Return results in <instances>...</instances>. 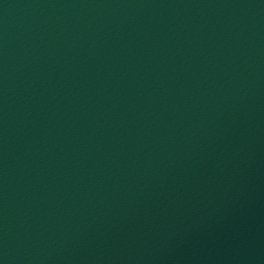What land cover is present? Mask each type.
<instances>
[{
	"label": "water",
	"instance_id": "water-1",
	"mask_svg": "<svg viewBox=\"0 0 264 264\" xmlns=\"http://www.w3.org/2000/svg\"><path fill=\"white\" fill-rule=\"evenodd\" d=\"M0 264H264V0H0Z\"/></svg>",
	"mask_w": 264,
	"mask_h": 264
}]
</instances>
